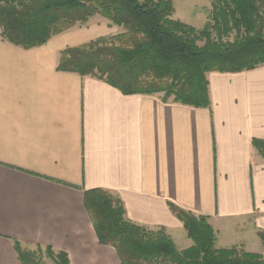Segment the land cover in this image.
<instances>
[{"label":"crops","instance_id":"crops-1","mask_svg":"<svg viewBox=\"0 0 264 264\" xmlns=\"http://www.w3.org/2000/svg\"><path fill=\"white\" fill-rule=\"evenodd\" d=\"M169 1L174 20L203 26L208 0ZM119 30L93 19L32 49L0 38V264H20L12 240L51 246L69 264H120L83 207L95 189L176 247L191 246L170 206L207 218L217 249L263 255L264 159L254 143L264 141V66L209 74L208 108L57 70L64 49Z\"/></svg>","mask_w":264,"mask_h":264},{"label":"trees","instance_id":"trees-1","mask_svg":"<svg viewBox=\"0 0 264 264\" xmlns=\"http://www.w3.org/2000/svg\"><path fill=\"white\" fill-rule=\"evenodd\" d=\"M169 0H0V38L32 49L100 17L119 34L66 48L57 70L107 83L124 95L208 108V75L238 74L264 66V0H211L205 26L174 20ZM201 41L202 45L197 43ZM264 159V141L254 143ZM83 207L100 245L120 264H264V256L237 247L217 249L207 218L170 206L191 247L177 250L163 230L125 218L121 201L103 190L84 192ZM264 246V233H258ZM20 264H69L51 246L23 247L12 240Z\"/></svg>","mask_w":264,"mask_h":264},{"label":"rangeland","instance_id":"rangeland-1","mask_svg":"<svg viewBox=\"0 0 264 264\" xmlns=\"http://www.w3.org/2000/svg\"><path fill=\"white\" fill-rule=\"evenodd\" d=\"M208 1H209V8H208V10H207V15H206L205 22H204L203 26H201L200 28H195V27H193V28H195V29H197V30L202 29V28L205 26V24L207 23L208 15H209V12H210V10H211V0H208ZM93 19H94L95 21H105V20L101 19L100 17H94V18H92L91 20H93ZM91 20H90V21H91ZM90 21H89V22H90ZM89 22H88L87 24H89ZM87 24H86V25H87ZM84 26H85V25H84ZM120 32H121V30H119L118 33H116V34H119ZM116 34H115V35H116ZM105 37H110V36H105ZM197 44H198L199 46H201V45H202V42L199 41ZM184 240H185L186 242H188V245H189V246L192 245V242H191L190 240H188L186 237H184ZM176 248H177V250L181 251V250H183V249L185 250V248H187V246H185V244H181V243H180V244L177 245ZM263 256H264V254H263ZM44 263H45V264H51L50 261H49L48 259H45V258H44Z\"/></svg>","mask_w":264,"mask_h":264}]
</instances>
